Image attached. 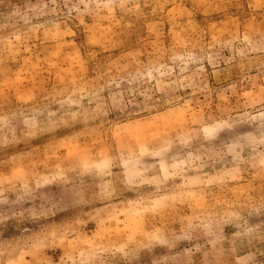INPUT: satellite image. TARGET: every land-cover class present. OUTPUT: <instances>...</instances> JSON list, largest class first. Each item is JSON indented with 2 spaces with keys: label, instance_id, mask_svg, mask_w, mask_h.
Segmentation results:
<instances>
[{
  "label": "rangeland",
  "instance_id": "374dc122",
  "mask_svg": "<svg viewBox=\"0 0 264 264\" xmlns=\"http://www.w3.org/2000/svg\"><path fill=\"white\" fill-rule=\"evenodd\" d=\"M0 264H264V0H0Z\"/></svg>",
  "mask_w": 264,
  "mask_h": 264
}]
</instances>
